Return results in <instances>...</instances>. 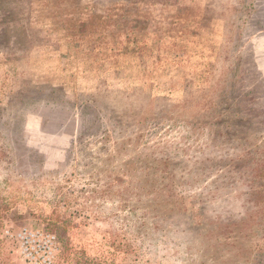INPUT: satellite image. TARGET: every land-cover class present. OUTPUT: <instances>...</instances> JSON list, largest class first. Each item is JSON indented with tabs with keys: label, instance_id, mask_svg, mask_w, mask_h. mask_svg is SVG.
Segmentation results:
<instances>
[{
	"label": "rangeland",
	"instance_id": "rangeland-1",
	"mask_svg": "<svg viewBox=\"0 0 264 264\" xmlns=\"http://www.w3.org/2000/svg\"><path fill=\"white\" fill-rule=\"evenodd\" d=\"M23 228L54 264H264V0H0V264Z\"/></svg>",
	"mask_w": 264,
	"mask_h": 264
},
{
	"label": "built area",
	"instance_id": "built-area-1",
	"mask_svg": "<svg viewBox=\"0 0 264 264\" xmlns=\"http://www.w3.org/2000/svg\"><path fill=\"white\" fill-rule=\"evenodd\" d=\"M17 238L20 240L22 252H24L29 264H54V255L58 248V242L54 235L23 228L17 233ZM29 238L31 240L37 239L40 242L37 250L34 246L29 245Z\"/></svg>",
	"mask_w": 264,
	"mask_h": 264
}]
</instances>
